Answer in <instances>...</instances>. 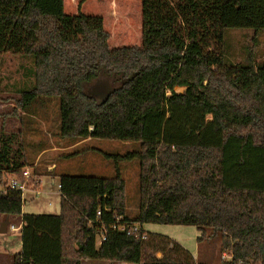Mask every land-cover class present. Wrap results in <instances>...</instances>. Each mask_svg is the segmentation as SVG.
<instances>
[{"label": "trees", "instance_id": "1", "mask_svg": "<svg viewBox=\"0 0 264 264\" xmlns=\"http://www.w3.org/2000/svg\"><path fill=\"white\" fill-rule=\"evenodd\" d=\"M142 18V45L112 48L103 17L66 13L65 0H0V55L30 62L22 65L27 79L10 89L19 95L11 115L58 98L61 117L78 99L98 125L80 121L66 136L81 129L139 144L122 154L99 150L114 160L110 176L59 174V213H23L22 193L9 181H24L32 166L25 130L1 129L0 213L22 216L12 264H198L144 223L194 225L199 241L219 236L230 256L219 264H264V57L236 63L227 49L229 30L264 31V0H142ZM104 81L111 88L101 98L94 89ZM132 160L139 162L133 216L121 168ZM28 183L39 187L35 170ZM135 225L142 229L129 232Z\"/></svg>", "mask_w": 264, "mask_h": 264}, {"label": "rangeland", "instance_id": "2", "mask_svg": "<svg viewBox=\"0 0 264 264\" xmlns=\"http://www.w3.org/2000/svg\"><path fill=\"white\" fill-rule=\"evenodd\" d=\"M65 12L76 14L99 15L104 19L105 29L109 32V45L112 48L125 45H142L143 40V18L142 0H65ZM227 48L228 56L236 63L247 61L248 56L255 59L256 63L264 57V31L255 34L251 29H232L228 31ZM29 65V60L19 58L10 53L0 55V117L6 118L15 108V100L19 98L18 93L10 91L16 83H22L27 79L22 69L23 64ZM99 79H94L86 85V91L91 92ZM111 84L101 82L94 90L100 92L101 98L108 93ZM183 87L177 91L182 92ZM60 99L40 98L34 105L36 118L32 119L34 133L25 136L27 146V158L32 160L33 155L52 144L51 141L60 143L61 146L69 144L70 141L77 143L83 140V136L92 137L87 143L81 142L67 152H59V170L62 173L74 174H99L110 176L114 174V160L107 158L95 149L102 148L106 154H122L138 147L137 142H126L120 140L100 139L95 133L90 135L86 130L79 129L75 136H66L73 132L80 121H90L92 125H98V118L92 107H83L81 100H68L65 104L68 112L65 120H60ZM74 102V103H73ZM19 111H16L18 114ZM34 114V113H33ZM83 114V115H82ZM7 115V116H6ZM15 115V114H14ZM83 116V117H82ZM86 125V124H85ZM83 127H87L88 125ZM61 137L63 141L57 140ZM85 138V139H86ZM53 142V143H54ZM74 151L71 156H65L68 152ZM61 155V156H60ZM47 156V155H46ZM45 156V157H46ZM45 157L41 158L44 159ZM31 163V161H29ZM122 174L127 184V205L130 214L133 216L139 207V162L138 160L122 162ZM33 173V169L29 168ZM52 178L42 177L41 186L37 189L28 188L23 194V213H59L60 193L59 176L52 184ZM0 189L4 184L0 182ZM39 193H36V191ZM9 225L6 232H0V264H12L9 258L12 254L21 250V226L22 216L12 214L7 216L0 213V227L6 219ZM10 225L18 227L17 230L9 229ZM146 231L159 233L170 237L173 241L180 243L189 250L196 258L198 264H219L220 259H230L226 253L222 254L221 239L219 236L206 238L199 241L198 237L202 232L194 225L169 224V223H144ZM99 244V240H97ZM109 263L105 260H84L83 264ZM124 264V263H123ZM128 264V263H125Z\"/></svg>", "mask_w": 264, "mask_h": 264}, {"label": "crops", "instance_id": "3", "mask_svg": "<svg viewBox=\"0 0 264 264\" xmlns=\"http://www.w3.org/2000/svg\"><path fill=\"white\" fill-rule=\"evenodd\" d=\"M67 113H69V112H64L63 115L60 117L59 126L61 125V122L65 120ZM36 116H37V114H35V113L34 114H28L27 112L19 111L18 114H15V115L10 114L6 118L0 117V130L4 129L7 132H20L24 129L25 135H26V137H28V135H31L32 133H34L33 129H34L35 122L32 119L36 118ZM83 138H84L83 140H81L77 143L70 141V143L66 144L65 146H61L60 143H56L54 141H51L52 144L50 146H48L47 148H44L41 151H39L37 154L33 155L32 160H29L27 158L28 161H31V165H32L29 168L33 169V167H34L33 170H35V176H36V180H37L39 187L41 186V183H42V177L52 178L51 183L54 184L56 179L58 178V175L62 173L59 170V167H60L59 156H55V155L58 154L59 152H63V153H64V151L67 152L66 150H71L72 148L76 147L77 144H80L81 142L87 143L89 140H92L91 136L88 138L83 136ZM57 140L63 141L60 136L57 137ZM25 146H26V143H25ZM95 150L99 153H100L99 150L103 151L102 148H99V147H97ZM25 152H26V157L29 156L27 153V146H26ZM68 153L69 154H65V156H69V155L71 156V154L74 153V151H70ZM100 154H102V153H100ZM43 157H45V158L41 160V158H43ZM59 193H60V191H59ZM60 200H61V195H60ZM20 242H21V250H22V239ZM21 250L19 252H16V253H20ZM16 253L12 254L9 257L11 259V261L13 260V256ZM95 261H97V260H95ZM105 261H107V260H105ZM107 262H109V263L96 262V264H114L110 261H107ZM116 264H123V263H116Z\"/></svg>", "mask_w": 264, "mask_h": 264}, {"label": "built area", "instance_id": "4", "mask_svg": "<svg viewBox=\"0 0 264 264\" xmlns=\"http://www.w3.org/2000/svg\"><path fill=\"white\" fill-rule=\"evenodd\" d=\"M24 174V181H19L18 179H11L9 182L10 188L11 189H15V190H19L22 193V197L24 192L28 189V188H34L37 189L36 184H30L28 183V179L30 178L31 172L29 171L28 168H26L23 172ZM6 191V187L4 186V189H0V192H4ZM36 193H39V191L37 190ZM101 212L99 211L98 214H100ZM18 227H15L14 225H10L9 229L11 230H17ZM115 228L119 229V230H127L128 226L126 224H118L115 225ZM139 229H142V227L140 225H135L134 227H132V229L129 230L130 231H137ZM105 230L102 231L101 235L99 236V243H101L104 239H105Z\"/></svg>", "mask_w": 264, "mask_h": 264}, {"label": "water", "instance_id": "5", "mask_svg": "<svg viewBox=\"0 0 264 264\" xmlns=\"http://www.w3.org/2000/svg\"><path fill=\"white\" fill-rule=\"evenodd\" d=\"M9 225V219L7 218L5 222L2 223L0 227V232H6Z\"/></svg>", "mask_w": 264, "mask_h": 264}]
</instances>
